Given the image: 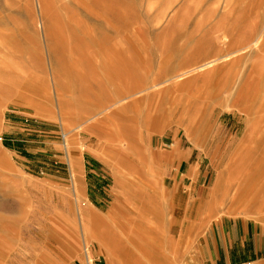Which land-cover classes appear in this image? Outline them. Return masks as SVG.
<instances>
[{"label":"rangeland","instance_id":"rangeland-1","mask_svg":"<svg viewBox=\"0 0 264 264\" xmlns=\"http://www.w3.org/2000/svg\"><path fill=\"white\" fill-rule=\"evenodd\" d=\"M261 114L264 0H0V264H264V210L228 209L260 184L264 136L248 154L247 136ZM218 182L225 207L180 230Z\"/></svg>","mask_w":264,"mask_h":264},{"label":"bare ground","instance_id":"bare-ground-1","mask_svg":"<svg viewBox=\"0 0 264 264\" xmlns=\"http://www.w3.org/2000/svg\"><path fill=\"white\" fill-rule=\"evenodd\" d=\"M40 1V0H39ZM257 44V43H256ZM255 46V45H254ZM199 51V50H198ZM200 56V55H199ZM228 57V56H227ZM195 59V58H194ZM220 58H215V59H212V60H209V61H207V62H205V63H203V64H201V65H199L197 68L198 69H204L205 67H208V66H212L216 61H218ZM109 62H110V64H111V61L109 60ZM86 66L88 67V68H90V66L86 63ZM69 69L70 70H72L70 67H69ZM126 70H128V69H126V67L124 68V70H123V72H124V74H126ZM191 70V69H190ZM197 70V69H196ZM112 71V70H111ZM90 72V71H89ZM186 73V72H185ZM262 73V72H261ZM87 75V74H86ZM109 75H110V77L112 78H109L110 80L109 81H115V77H120V76H122V71L120 70V69H118V70H113L111 73L109 72ZM245 81H246V78H245ZM244 82V81H243ZM247 82V81H246ZM245 83V82H244ZM246 84V83H245ZM243 87V86H242ZM254 87V86H253ZM90 89H91V87H89ZM99 88V87H98ZM240 89H243V88H240ZM254 89V88H253ZM117 90V89H116ZM121 90V89H120ZM123 90H125V91H127L128 89H123ZM124 91V92H125ZM209 91V90H208ZM207 91V92H208ZM253 91V90H252ZM244 93V92H243ZM118 94H120V93H118ZM240 94V93H239ZM254 94H256V93H254ZM122 95V94H121ZM208 95V94H207ZM238 95V94H237ZM123 96V95H122ZM218 96V95H217ZM246 96H247V94H246ZM118 97H119V95H118ZM238 97V96H237ZM248 99H249V97H248ZM251 99V98H250ZM246 100V99H245ZM98 101V100H97ZM250 101V100H249ZM100 101H98V103H99ZM190 102V101H189ZM95 103V102H94ZM97 103V104H98ZM243 103V102H242ZM87 104V103H86ZM246 104V103H245ZM254 104V103H253ZM240 106V105H239ZM252 106V105H251ZM251 106L250 105H248V106H244L245 107V112H244V110H243V112H244V114L246 115V120L248 121V122H250V118H249V115L247 114V112L248 111H250L249 109L251 108ZM189 107V106H188ZM197 108V107H196ZM243 108V107H242ZM195 109V108H194ZM236 109H238V108H236ZM241 108H239V110H240ZM260 109H261V107H260ZM193 110V109H192ZM198 110V113H199V109H197ZM241 110V111H242ZM67 112V111H66ZM203 112V111H202ZM249 113V112H248ZM256 113V112H255ZM261 113V112H260ZM253 116V115H252ZM190 117H191V115H190ZM202 117V116H201ZM256 117V116H255ZM193 118V117H192ZM192 118L191 119H189V120H192ZM251 119H252V117H251ZM245 120V119H244ZM194 121V120H193ZM243 121V120H242ZM244 122V121H243ZM189 123V122H188ZM252 123V124H251ZM251 125H250V128H253L254 129V127L255 128H257V131H255V130H252L253 132H256L255 134H252V135H249V136H247V138H249L248 139V142H249V144H247V154H248V152H252V150H254L255 148V146L257 147V149H259V147H260V145H261V139H263V132L264 131H261V127H264V115H262L261 114V116L260 115H258V117L257 118H255L254 120H252L251 121ZM191 123H189V125H190ZM188 124H187V126L186 127H188L189 126ZM246 126V125H245ZM248 126V125H247ZM188 129V128H187ZM258 129H260V130H258ZM250 131V133L252 132L251 130H249ZM252 137V138H251ZM247 141V140H246ZM264 145V144H263ZM239 146V145H238ZM244 146H246V145H244ZM238 149V148H237ZM239 150V149H238ZM249 150V151H248ZM242 152H244V151H242ZM245 154H246V152H244ZM241 154V153H240ZM239 154V155H240ZM238 155V156H239ZM247 157V156H246ZM260 159H262L261 157L259 158V160ZM260 163V164H259ZM241 165H242V163H240ZM240 164H237V161H235L233 164H232V166H230V167H228V170L227 171H232V172H236L235 170L236 169H238V167L239 166H241ZM262 164H264V162H260V161H258V162H256V171H257V175H259V173L261 174L260 176H261V178L259 179V181H260V184H259V186L258 187H256L257 189H255V192H249V191H247V189L246 188H244V187H240L239 186V188L235 191V193H234V199H231V201H230V203L229 204H231V205H229V208L228 209H232V211H236V210H239V209H241V210H243L245 213H251V214H255V213H259L260 211H263L264 210V208H262L261 206L263 205V203H264V201H263V197H264V194H262V192L264 191V171H262L263 169H261V166H262ZM249 166H250V164H249ZM248 169V168H247ZM128 174V173H127ZM126 175V174H125ZM230 175V174H229ZM251 179V178H250ZM255 180V178H252L251 179V181L250 182H253ZM118 182V181H117ZM220 182V181H219ZM219 182L216 184V186H215V188L209 193V194H206V196H204V198L202 199V202L201 203H199L200 205H198V206H196V210H197V212H200V210H203L204 211V214L203 215H212L216 210L215 209H217V208H219V207H225V203H224V201H220L221 200V198H220V200H219V198H218V195H221L222 193H221V188L219 189L218 188V184H219ZM241 182V181H240ZM243 182H246V184L249 182H247V180L246 181H244V179H243ZM119 184H120V186H122V187H124L126 190H130V192L132 193V196L133 197H135V199L136 200H140L139 202L141 203L142 202V200H141V197H140V195L142 194L140 191H138V190H136V189H132V188H134V187H137V186H134L131 182H129V183H126V182H118ZM129 184V185H128ZM248 185V184H247ZM250 185V184H249ZM238 186V185H237ZM247 187H249V186H247ZM226 191V190H225ZM248 192V193H247ZM126 193V192H125ZM226 193V192H225ZM148 195V194H147ZM147 195H145V198H147ZM222 196V195H221ZM225 196V195H224ZM144 198V199H145ZM148 198H149V200H150V198L151 197H149L148 196ZM145 200H147V199H145ZM153 203V202H152ZM7 207H11V209H14L15 208V206H14V204H11V205H9V204H3V207H2V209L3 208H7ZM263 209V210H262ZM77 211H79L80 212V209H78ZM145 211V210H144ZM15 213H16V208H15ZM142 213V212H141ZM146 213H147V211H146ZM143 214V213H142ZM82 216V215H81ZM142 216H144V215H142ZM146 217V216H145ZM204 217V216H203ZM148 218V217H147ZM4 220V218L0 215V229L2 230H4V229H7L8 228V225H6V224H4L3 222H1V221H3ZM148 220H149V218H148ZM210 221V220H209ZM183 225V224H182ZM136 228V227H135ZM186 228V227H185ZM191 228V227H190ZM190 228H188V233H190ZM147 229V228H146ZM151 231V228H149V229H147V230H145V234L148 236V235H151L152 233H149ZM194 231V230H193ZM153 233H155L154 231H152ZM153 235V234H152ZM149 237V236H148ZM140 238V237H139ZM141 240H143V238H141ZM149 244V243H148ZM151 245V244H150ZM0 246H1V244H0ZM152 246V245H151ZM153 248V247H152ZM151 248V249H152ZM158 248V245H156V249ZM149 248L148 249H146L144 252L146 253L145 255H148L149 254ZM158 252V251H157ZM159 253V252H158ZM153 254V253H152ZM153 256H154V254H153ZM149 257V256H148ZM162 257H164V256H162ZM132 259H133V261H132V264H143V262L141 263V262H139L135 257H132ZM129 260H130V258H129ZM155 260V259H154ZM155 263V262H154ZM159 263V262H158ZM158 263H156V264H158ZM160 264V263H159Z\"/></svg>","mask_w":264,"mask_h":264},{"label":"crops","instance_id":"crops-1","mask_svg":"<svg viewBox=\"0 0 264 264\" xmlns=\"http://www.w3.org/2000/svg\"><path fill=\"white\" fill-rule=\"evenodd\" d=\"M159 156L160 157L163 156V152L162 151L159 152ZM178 170H179V168H178ZM178 174H180V170L178 171ZM187 176H188V173L187 174L177 175L176 176L175 181H174V192L175 191H177V192L180 191L179 189L181 188L182 184L185 182ZM120 189L124 192V194H126L125 196H126L127 199H129L132 196V193L130 192V190H126L122 186H120ZM139 190L141 191L142 195H145L146 193H149L150 194V197H151L150 200H152L153 202L156 201L157 204L162 205V206L164 204H166L168 206L166 208L169 211L170 215H171V213H173L175 211L174 210V206L172 207L171 204L169 205V203H167V202H163V204H162V200L156 199L153 196L152 192L144 191L143 189H139ZM206 191L207 190H205V193H206ZM180 192H183V191H180ZM184 192H186V191H184ZM127 193L129 194V196H128ZM205 193H204L202 199L204 198V196H206ZM181 195H184V194L181 193ZM184 198H186V195H184ZM202 199L200 201H198V204H195L192 207H190V206L187 205L186 207L183 208L184 209L183 210V214H181V217L179 216L180 218L177 219L178 222L175 224V225H178L179 226L180 230H181V226H180L181 224H193V225H196V223H198L197 221H199V219L205 221L203 218H201V216L204 214V211L203 210H200V212H197V210H196V206L200 205L199 203L202 202ZM9 204H11V203H9ZM89 207L90 206H88V205L85 206V208H87V210L89 212L91 211L93 213V216H92L93 219H92V222L91 223L93 224L94 229H96V230L99 231L100 230V216L96 212H93ZM159 208H161V207H159ZM136 217H138V215L134 214V217L133 218H136ZM173 219H176V217H174ZM132 220H135V219H132ZM137 220H138V218H137ZM194 221H196V222H194ZM104 227H102L104 229L103 231H106V225ZM190 227L191 226L188 225V226H186V228H184V230H182L180 232L181 239H191V237L195 235V231H193V229L190 228ZM188 228H190V233L187 232L188 231ZM100 231H102V230H100ZM109 233H111V232H109ZM243 233H244V235L245 234L246 235L243 236L244 239H243L242 243L239 244L242 247L241 249L244 248V241H246L248 239L246 237L247 234H248V230H245L244 229L243 230ZM100 235L98 236V239L100 241H103L104 239L107 240V245H108L111 253L117 254L118 252H122L123 241L121 240L122 239L121 237H119L120 240H118L117 237H116V235L115 236L114 235H110V236L107 235V236H105L106 235L105 232L103 234L101 233ZM230 235H232V234H229V237L227 236V238L225 237V235H223L224 237L222 238V241H223V243L225 244V247H226V255L228 257L227 258V262H229V263H230V260H229V257H230V255H229V248H228V245H226V244H228L227 242H229L230 240H232V239H230ZM103 236H104V238H103ZM138 239H140V238H138ZM186 245H189V243L188 244H182V247H186ZM146 249H148V248H146ZM146 249H144V250H146ZM43 262H45V260Z\"/></svg>","mask_w":264,"mask_h":264}]
</instances>
